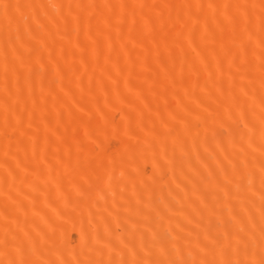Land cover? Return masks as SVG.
<instances>
[{"label": "bare ground", "instance_id": "bare-ground-1", "mask_svg": "<svg viewBox=\"0 0 264 264\" xmlns=\"http://www.w3.org/2000/svg\"><path fill=\"white\" fill-rule=\"evenodd\" d=\"M0 264H264V0H0Z\"/></svg>", "mask_w": 264, "mask_h": 264}]
</instances>
